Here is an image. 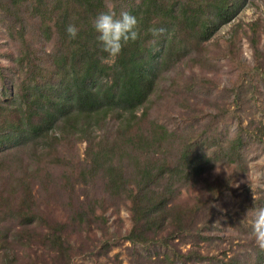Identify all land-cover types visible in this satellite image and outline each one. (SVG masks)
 Instances as JSON below:
<instances>
[{
  "label": "trees",
  "instance_id": "1",
  "mask_svg": "<svg viewBox=\"0 0 264 264\" xmlns=\"http://www.w3.org/2000/svg\"><path fill=\"white\" fill-rule=\"evenodd\" d=\"M249 1L0 0V19L12 45L4 53L8 64L0 63V172L11 168L0 176L1 264H18L15 244L28 239L40 241L49 254L65 251L66 227L90 222L108 202L102 195L88 197L87 187L96 182L109 199L127 206L131 225L123 235L98 239L94 249L106 252L123 238L135 251L166 250L162 258L168 264H264V251L255 242L250 250L231 256L203 254L194 246L182 251L173 243L179 238L195 245L209 238L205 219L211 202L233 190L236 179H248L245 138H251L250 132L255 136V129L239 122L231 131L210 112L208 123L197 131L191 116L198 113L180 94L181 81L168 74L184 59L200 63L208 53L204 42ZM109 6L117 17L122 12L135 15L140 28V39L129 42L114 61L101 50L93 27ZM69 24L79 28L75 39L66 32ZM245 25L258 57L264 24ZM236 27L242 28L241 23ZM152 28L166 31L153 37ZM233 34L231 45L237 42L236 28ZM189 76L195 77L192 69H186L184 81ZM237 80L243 81L241 76ZM249 89L253 104L264 111L253 83ZM187 92L182 94L190 98ZM179 108L190 111L180 114L181 123L175 117ZM69 137L86 141L84 158L63 154L60 140ZM29 147L34 165L28 156L24 169L4 165ZM223 166L228 174H215ZM16 170L21 172L10 177ZM57 174L67 185L51 194L67 212L47 220L38 213L32 181L48 184ZM77 185L84 186L82 195ZM194 185L189 204L182 194ZM215 211L220 210L213 208V215ZM24 225L34 234L24 233Z\"/></svg>",
  "mask_w": 264,
  "mask_h": 264
},
{
  "label": "rangeland",
  "instance_id": "2",
  "mask_svg": "<svg viewBox=\"0 0 264 264\" xmlns=\"http://www.w3.org/2000/svg\"><path fill=\"white\" fill-rule=\"evenodd\" d=\"M253 21H260L261 24H264V0L249 1L234 19L222 25L207 42H204L208 53L203 55L200 63L184 59L175 66L171 75L168 74L171 79H175L177 82L181 81L183 87L180 94L188 100L194 110L193 113H198L191 116L192 120L196 122L194 125L198 128L197 131L205 123H208L210 119L208 113L210 112L218 115L220 122H225L231 131H234L239 122L242 126L255 129V136L250 132L252 139L248 136L245 138L244 151L249 169L248 179H236L233 183V190L226 191L220 199L211 202V209L208 211L209 213L207 212L205 219V224L209 228L208 239L201 240L195 245L187 239L173 240V243L182 251L194 246L203 254L222 256L225 252L227 256H231L243 254L245 250H250L251 244L254 243L251 221L255 210L264 207V133L260 134L258 129L262 127L261 125L264 126V111L260 105L257 107L256 102L255 105L253 104L249 84L255 85V90L262 96L264 103V34L260 28L261 52L257 57L254 55L248 39L250 31L244 33V29L247 30L245 24ZM239 23L243 29L236 27ZM235 28L237 29V42L231 45L229 41L234 35ZM11 46L8 29L4 27L3 21L0 19L1 64H8V58L4 53L10 51ZM186 69H192L195 77L189 76L184 81L183 76L186 74ZM238 76H241L243 81L237 80ZM183 89L191 92L190 98L182 94ZM179 110L181 113H177L175 117L176 121L181 123V119L184 117L180 114L186 115L190 111L182 108ZM199 113H202L201 116ZM159 120H163L161 116H159ZM170 121L174 120L170 119ZM86 144V141L73 137L60 140L64 155L72 152L80 159L84 158ZM19 154L14 156L13 162L7 159L3 161L4 165L9 166L16 163L17 167L24 169L28 160L27 156L31 158L29 160L33 159L30 161L31 166L36 163V157L32 156V148H25L24 152ZM1 167L3 166L1 165ZM5 170V173L0 172V176L9 174V171ZM20 172L21 170H16L10 177ZM228 172L229 168L224 166L215 170V174L221 175L228 174ZM15 179L13 178V180ZM18 180L19 178L15 184ZM66 185L67 183L62 184L60 174H57L55 179L48 184H45L44 181H32V195L35 196L38 213L41 216L50 220L67 212L62 205L55 203L51 194L63 191ZM83 187L77 185L75 189L81 194ZM87 188L89 198L102 195L108 202L97 209V215L94 218L91 217L90 222L87 220L79 225L76 223L75 229L71 226L66 227L65 233L62 235L63 239L67 240L63 247L65 251L59 252L56 251L58 249H55L49 254L40 241L38 242L35 238L28 239L24 241L25 243L15 244L18 264H168L162 258L166 250L163 251L156 247V250L137 249L135 251L132 249L134 246L123 238L112 243L106 252H102L101 248L94 249L98 239L107 238L117 232L121 235L125 234L130 228L131 221L127 206L123 203L119 204L121 201L109 199L100 182ZM195 193L196 185L183 191L182 197L185 202L192 204ZM118 204L119 206H117ZM213 208L220 211H215L213 215ZM100 213L103 214L106 221L103 220ZM30 228L28 225L22 226L24 233L29 231V234H34V232H30ZM72 229L74 231H70ZM155 251H157L156 254ZM175 264H179V262L175 261ZM201 264H206V261Z\"/></svg>",
  "mask_w": 264,
  "mask_h": 264
},
{
  "label": "clouds",
  "instance_id": "3",
  "mask_svg": "<svg viewBox=\"0 0 264 264\" xmlns=\"http://www.w3.org/2000/svg\"><path fill=\"white\" fill-rule=\"evenodd\" d=\"M93 27L99 33L97 40L101 50L108 54L113 61L129 42L140 39V28L137 17L129 12L120 13L117 17L114 10L109 6L107 11L100 12L93 21ZM164 28H152L153 37H160L165 33ZM66 32L70 38L78 36L79 28L75 24H69ZM252 236L255 245L264 251V207L255 210L251 221Z\"/></svg>",
  "mask_w": 264,
  "mask_h": 264
}]
</instances>
